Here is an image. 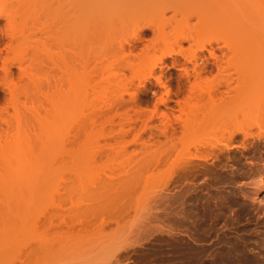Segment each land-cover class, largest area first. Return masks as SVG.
<instances>
[{"label":"rangeland","instance_id":"374dc122","mask_svg":"<svg viewBox=\"0 0 264 264\" xmlns=\"http://www.w3.org/2000/svg\"><path fill=\"white\" fill-rule=\"evenodd\" d=\"M40 2L0 0V264H264V112L223 105L264 0Z\"/></svg>","mask_w":264,"mask_h":264},{"label":"bare ground","instance_id":"6f19581e","mask_svg":"<svg viewBox=\"0 0 264 264\" xmlns=\"http://www.w3.org/2000/svg\"><path fill=\"white\" fill-rule=\"evenodd\" d=\"M17 2H21L22 0H16ZM40 1H42L43 3H45V4H47L49 1H54V0H30V2H31V4H32V2H33V4L35 5V7L37 6V7H39L40 5H41V2ZM67 1H69V0H67ZM73 3H75V2H78V1H80V0H71ZM88 2H87V4H89V10L90 11H92L93 10V6H95V2H94V0H87ZM39 9V8H38ZM40 11L41 10H43V9H39ZM30 11V10H29ZM35 11H37V10H35ZM35 11H34V13H35ZM43 12V17H44V15H45V12L44 11H42ZM19 13H22V12H19ZM28 14V15H27ZM26 15V17H25V19L27 18L28 19V21H29V16H30V20H31V17L32 16H35L34 14L32 15V12H31V14H29V13H27ZM32 15V16H31ZM10 18V17H9ZM40 18V17H39ZM39 18H38V20H35L34 18V20H33V23L34 22H39V21H41L42 19H40L39 20ZM10 20V19H9ZM31 22V21H30ZM35 23V24H36ZM35 24H33V26L35 25ZM22 34H19V35H17V38H19L20 36L22 37V39H17L18 40V42L20 43L22 40H24L23 39V37H25V39L27 40L28 39V35H26L25 36V32L23 33V32H21ZM23 35V36H22ZM19 36V37H18ZM15 40H16V38H15ZM21 40V41H20ZM20 44H22V42L20 43ZM245 44V41L244 40H242V41H238V42H236V44L235 45H233L230 49H229V51L230 52H233L234 54H236V53H238V54H241L243 51H242V47H243V45ZM181 51V50H180ZM180 51H178V50H175V54L176 53H178V54H180ZM253 51V50H252ZM259 53H261V50H259V49H256V50H254L253 51V54H259ZM262 53H264V51H262ZM261 53V54H262ZM212 54H213V52H212ZM246 56H253V55H250V53H247L246 54ZM42 62V61H41ZM42 63H44V62H42ZM69 70H72L71 69V67L69 68ZM71 72V71H70ZM63 73H65V71L63 72ZM72 74H73V72H72ZM61 78H63V76L61 77ZM65 78V77H64ZM161 78H158V82H160L161 80H160ZM66 80V79H65ZM200 81V80H199ZM230 81V80H229ZM229 81L228 80H225L223 83L225 84L224 86H226L228 89H229V87L230 86H228L227 84H229ZM202 82V81H201ZM231 84H232V82H230ZM161 84V83H160ZM194 84H197V83H194ZM220 85V84H219ZM222 85V84H221ZM228 92V91H227ZM228 94V93H227ZM229 95V94H228ZM224 96V95H223ZM225 96H226V94H225ZM226 97H228V96H226ZM230 98H232L231 96H230ZM225 99V98H224ZM233 99V98H232ZM258 99V98H257ZM261 100V98H259V101ZM234 101V100H233ZM247 101V100H246ZM252 101H254L253 99H250V101L249 102H252ZM256 101V100H255ZM254 101V102H255ZM259 101H257V103L255 104V103H248L247 104V102H246V104H244L243 102L244 101H242L240 104H241V106L240 105H235V101H234V103L232 102V100H230L229 98H227V101H224L225 103L223 104L224 105V109H225V112L228 114V115H237L236 116V118H238V116L240 117L241 116V114L243 113H247L248 111V113H253L255 110L257 111V110H260V112L258 111L257 113H261L262 111L264 112V99H263V103L261 102H259ZM262 101V100H261ZM250 104H253V105H250ZM259 105V106H256V105ZM261 104V105H260ZM244 105V106H243ZM248 105V106H247ZM255 105V106H254ZM260 107V108H259ZM222 108H223V106H222ZM263 108V110H261ZM255 111V112H256ZM254 112V113H255ZM262 112V113H263ZM240 114V115H239ZM258 190V189H257ZM258 193V192H257ZM256 193V194H257Z\"/></svg>","mask_w":264,"mask_h":264}]
</instances>
